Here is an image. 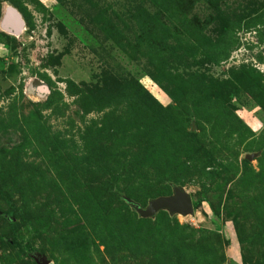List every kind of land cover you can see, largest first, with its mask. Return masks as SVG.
I'll list each match as a JSON object with an SVG mask.
<instances>
[{"label":"rangeland","instance_id":"obj_1","mask_svg":"<svg viewBox=\"0 0 264 264\" xmlns=\"http://www.w3.org/2000/svg\"><path fill=\"white\" fill-rule=\"evenodd\" d=\"M0 264H264V0H0Z\"/></svg>","mask_w":264,"mask_h":264},{"label":"water","instance_id":"obj_2","mask_svg":"<svg viewBox=\"0 0 264 264\" xmlns=\"http://www.w3.org/2000/svg\"><path fill=\"white\" fill-rule=\"evenodd\" d=\"M22 26L23 23L19 14L15 10H9L8 15L5 17L3 28L11 32H19ZM133 207L142 217L153 216L161 209H168L172 213L181 215L191 214L194 211L191 197L180 187H174L172 195L159 196L150 200L145 208L138 205H133Z\"/></svg>","mask_w":264,"mask_h":264},{"label":"bare ground","instance_id":"obj_3","mask_svg":"<svg viewBox=\"0 0 264 264\" xmlns=\"http://www.w3.org/2000/svg\"><path fill=\"white\" fill-rule=\"evenodd\" d=\"M9 10H14V9L13 8H8L6 15H8ZM6 15H5V17H6ZM5 17H4V20H5ZM3 23H4V21L2 22V26H3ZM22 30H23V26L19 29V32H21ZM19 32H14V33H19Z\"/></svg>","mask_w":264,"mask_h":264}]
</instances>
